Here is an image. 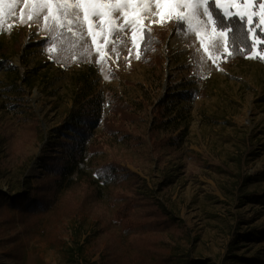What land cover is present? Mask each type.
<instances>
[{"label": "rangeland", "instance_id": "1", "mask_svg": "<svg viewBox=\"0 0 264 264\" xmlns=\"http://www.w3.org/2000/svg\"><path fill=\"white\" fill-rule=\"evenodd\" d=\"M136 2L124 23L140 15ZM173 2L156 0L155 14L145 8L131 32L110 35L105 14V26L91 36L90 25L74 24L72 34L28 21L27 12L22 23L30 0L0 4V41L9 48L0 64L11 66L0 69V191L26 190L25 175L34 179L32 192L47 197L41 158L61 154L62 136H75L58 133L72 107L92 101L100 117L85 145L87 176L46 211L0 202V264L264 260V237L256 239L264 235V203L250 198L264 199V60L223 63L227 34L217 50L216 29L203 44L188 26L175 31ZM142 27L168 31L154 51L164 57L160 66L140 62ZM177 93L188 99L174 98L166 121L177 118L178 125L160 126L158 105ZM117 103L135 118L128 131L107 135L103 122ZM129 201L135 228L117 219ZM164 212L177 221L165 222Z\"/></svg>", "mask_w": 264, "mask_h": 264}, {"label": "trees", "instance_id": "2", "mask_svg": "<svg viewBox=\"0 0 264 264\" xmlns=\"http://www.w3.org/2000/svg\"><path fill=\"white\" fill-rule=\"evenodd\" d=\"M217 10L223 12L220 8ZM171 24L176 29L177 21H174ZM186 27L187 25L185 24L183 30L180 31H185ZM216 30L219 31V29ZM225 33L227 34L228 53H232V55H228V53L223 54L221 56V61L226 64L245 61L247 59V53L238 50H243L252 43L251 38H246L247 26H245L239 34H237L236 30L232 28L226 30ZM167 36L168 31L166 29H153L150 32L144 31L143 40L140 45V62L148 65L156 62L157 65L159 64L160 66V64L164 62V57L161 54L154 57V51L162 47ZM15 47L20 48L21 43H16ZM0 52L3 57H7L9 52V48L3 45L1 41ZM10 67V63L7 60L0 64V69L5 68L10 70ZM84 90H86L85 86L82 87V91ZM173 95L163 100L161 102L162 104H159L157 107L158 112L160 113L158 117L160 119V126L171 125L172 127H176L178 125L177 118H170V120L166 121L168 117L167 115L172 110L171 103H174V98L179 99V101H187L188 96L182 93ZM79 106V110L76 109V106L72 107L65 126L58 131V133L64 134L66 133L65 131L68 130V133L73 132L75 136L70 137V134H66V137L62 136L60 144L62 145L63 152L61 154H46L41 158L42 168L45 173V176L42 179L43 181H47L42 186L47 190H43L46 191L47 197L43 196V198H40L38 196L39 191L33 193L32 181H34V179L24 175L22 184L26 187V190L19 192L14 196L0 191V202L6 200L7 203L13 205L12 207L31 213L39 212L42 209H44L43 211H46L50 205L57 201L62 193L70 190L76 185V182L79 181L77 178L87 176L84 170L86 156L85 145L91 138V127L93 128V124L97 123L100 120V117L98 116V113L95 110V104L92 101L85 102L84 104L81 102ZM129 108V105L120 103L115 104L111 110L109 118L105 119L103 122V132L107 135H116L128 131L130 123H132L135 118V114L129 112ZM177 116H179L180 119L184 118L181 112L178 113ZM169 134V138L175 143V139H172L174 138L172 136L173 133ZM182 138H184V134H178L177 139L180 141ZM248 178L249 177H246V180ZM250 198L252 201L264 203V199L260 196L257 197L256 195H250ZM134 203V201H129L125 204L126 206H124L123 210L119 211L117 214L118 221L123 224L125 228L136 227L134 223L129 220L131 215L130 211L135 208ZM162 217H165V222L167 223H174L177 221V219L169 212H164ZM262 237H264V235L260 234L259 238L256 239H262ZM239 261L244 264H264V260H259L257 258L250 260H242L241 258ZM163 262L165 263V260H163ZM194 263L195 262L191 258H188L186 261L183 260L176 262V264Z\"/></svg>", "mask_w": 264, "mask_h": 264}, {"label": "snow or ice", "instance_id": "3", "mask_svg": "<svg viewBox=\"0 0 264 264\" xmlns=\"http://www.w3.org/2000/svg\"><path fill=\"white\" fill-rule=\"evenodd\" d=\"M30 2L31 8L26 7L21 13L22 23L24 12H27L28 21L38 22L43 19L45 27L50 22L56 28H66L72 34H75L72 27L74 24L82 28L90 25L86 35L91 36L96 28L102 29L105 26L101 24L105 14H107L105 23L109 26L110 35L116 32L123 33L125 30L133 31L136 21L145 18V8L148 10L147 15L155 14L151 8L156 0H137L135 8L141 10L140 15L134 16L127 23L123 21L126 12L133 7L131 0H30ZM2 3L3 0H0V4ZM168 6L177 12L175 31L183 30L187 24L188 31L196 35L201 44L204 36L219 29L211 45L217 50L223 46L226 30L232 28L239 34L247 26L246 38H251L252 43L238 51L247 53L249 59L264 60V47L258 48L264 45V3H260V0H254V3L252 0H225L224 5H220L219 0H174ZM218 8H223V12L217 10ZM2 30L0 28V31ZM141 30L150 32V29L145 27ZM80 38L83 39L84 35Z\"/></svg>", "mask_w": 264, "mask_h": 264}]
</instances>
